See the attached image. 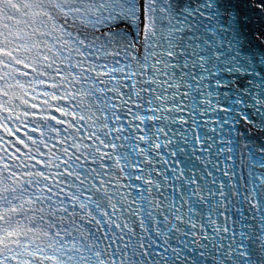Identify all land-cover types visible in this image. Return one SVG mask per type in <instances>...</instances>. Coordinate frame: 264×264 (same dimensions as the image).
<instances>
[{"label":"snow or ice","instance_id":"1","mask_svg":"<svg viewBox=\"0 0 264 264\" xmlns=\"http://www.w3.org/2000/svg\"><path fill=\"white\" fill-rule=\"evenodd\" d=\"M0 264H264V0H0Z\"/></svg>","mask_w":264,"mask_h":264}]
</instances>
